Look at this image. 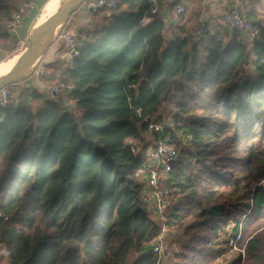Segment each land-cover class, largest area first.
<instances>
[{
    "label": "trees",
    "instance_id": "16d2710c",
    "mask_svg": "<svg viewBox=\"0 0 264 264\" xmlns=\"http://www.w3.org/2000/svg\"><path fill=\"white\" fill-rule=\"evenodd\" d=\"M20 1L0 0V18ZM99 13L74 65L47 80L75 86L72 109L34 89L0 108L8 264L157 263L146 248L161 224L136 175L146 159L129 140L151 146L147 119L162 121L164 105L173 114L163 136L180 148L164 182L173 190L166 225L187 238L175 264H223L227 227L242 220L244 264H264V226L249 233L264 220V18L253 22V41L217 23L194 42L195 25L169 24L150 0ZM9 40L0 25V42Z\"/></svg>",
    "mask_w": 264,
    "mask_h": 264
},
{
    "label": "built area",
    "instance_id": "2783aa9c",
    "mask_svg": "<svg viewBox=\"0 0 264 264\" xmlns=\"http://www.w3.org/2000/svg\"><path fill=\"white\" fill-rule=\"evenodd\" d=\"M34 0H21L19 8L14 11L8 18H0V25L2 28L14 34L21 26L24 18V12L31 8ZM93 13L101 10L108 12L116 11L119 8L120 0H86ZM151 13L161 14L159 7V0H150ZM184 13L182 6L176 7V14L180 16ZM224 24L231 30H235L242 34L248 41H253L258 35L259 30L254 26L252 20L243 15L238 5H236L230 12L224 14ZM177 22L179 20L177 19ZM206 27L200 26L192 33L194 42H200L206 35ZM58 38L64 40L69 46L67 56V64L69 67L74 65L75 60L80 56V48L87 43V36H75L69 33L65 25L61 27ZM1 49V43H0ZM49 77L48 68L43 59H38L31 70L30 79H34L36 83H42ZM75 90L73 84L66 82H48L43 88L44 97L46 100L54 102L66 100V106L72 109V104L67 101V98ZM13 96V85L5 86L0 90V108H10ZM149 123V135L152 138L151 146L145 150L136 149L133 147L132 152L134 155L143 156L146 161L143 167L137 172V176L144 179L143 194L146 198L147 207L153 216L160 221L161 233L158 242L153 247V252L158 256L156 264H162V259L165 255L164 250V234L166 232V213L173 201V190L164 185V182L169 178L173 170L174 164L178 161L179 150L176 144L163 136L164 131L172 125V121H157L156 119H147ZM155 135L156 137L152 136ZM192 141L191 137H185L182 141L183 145H188ZM246 217V216H244ZM243 220L237 223H230L226 230V237L229 242L228 253L234 252L240 254L245 258V248L239 247V242L243 238ZM225 254L221 262L226 258ZM226 260V259H225Z\"/></svg>",
    "mask_w": 264,
    "mask_h": 264
},
{
    "label": "crops",
    "instance_id": "0c3cea01",
    "mask_svg": "<svg viewBox=\"0 0 264 264\" xmlns=\"http://www.w3.org/2000/svg\"><path fill=\"white\" fill-rule=\"evenodd\" d=\"M45 1L34 0L31 8L24 12L23 22L19 29L12 34V40L0 42V56L9 49V43H13L14 35H18L19 41H21L27 34H31L35 27V25L34 27L30 26L32 19ZM236 5L239 6L241 13L253 22L255 18H264V0H162L159 7L161 14L169 20V24H180L183 27L203 25L215 32V25L217 23L224 24V14L230 12ZM177 6L184 8V13L180 16L176 14ZM99 14L93 13L88 3H83L64 24L65 28L75 36H87L88 32L92 31L105 15L104 13ZM58 34L57 32L55 39L42 56L48 68L49 77L47 80L62 78L68 67L67 56L70 49L64 40L57 37ZM38 84L41 85V83ZM167 254L165 251L164 256L166 257ZM7 258L3 247L0 246V264H8ZM242 264H244V259Z\"/></svg>",
    "mask_w": 264,
    "mask_h": 264
},
{
    "label": "rangeland",
    "instance_id": "374dc122",
    "mask_svg": "<svg viewBox=\"0 0 264 264\" xmlns=\"http://www.w3.org/2000/svg\"><path fill=\"white\" fill-rule=\"evenodd\" d=\"M49 1L50 0H46L45 2L42 3L41 8L34 15L30 26L34 27V25H35L34 28H38L39 26H41L42 24L45 23V20H43L41 18V15H43L44 7ZM63 2H64V0H62V2L60 4V8H61ZM195 27H196V25H195ZM196 28L198 29V27H196ZM30 44H31V40H30L29 34H27L26 37L23 40L19 41L18 43H14V42L9 43V49L6 50L0 56V65L2 63V65L0 66V77L5 75L7 72H9L10 70H13L15 68L19 58L22 55H24L25 50L30 46ZM12 57H14V58H12ZM41 58H39V59H41ZM9 63H10V65H9ZM30 73H31V71H30ZM30 73L27 76V78H25L21 83L15 84L13 86V96L11 99L12 100L11 104H14L15 100H17L18 98H23V99L28 98L31 89H34L39 94L41 93L44 95L43 88H44V85L46 84V81H43V84L41 83V85H40V84L36 83L34 81V79H30V77H31ZM34 104L36 105V104H38V102H34ZM172 114H173V109H171L170 106H168V105H164L162 108V111L160 113L162 121L164 122L165 120L167 121L168 119L172 118ZM148 140H149L148 142H150L152 140V138L149 136ZM129 142L133 145V147L136 149V151H138V149L142 150L143 146L145 145V143H141L139 141L129 140ZM178 149H179V153H180V148H178ZM262 226H264V220H262L258 223L257 222L254 223V225L250 228L249 233L255 232L257 230V228H262ZM186 240H187V238L184 237L183 235L167 229L165 234H164V250L168 254L166 257L165 256L163 257L162 264H175L174 256L181 249V247L184 245ZM235 255H237V253H234V252L227 253L226 258H224V262L222 261L223 264H228L229 262H231ZM216 264H222V263H216Z\"/></svg>",
    "mask_w": 264,
    "mask_h": 264
},
{
    "label": "water",
    "instance_id": "95a60500",
    "mask_svg": "<svg viewBox=\"0 0 264 264\" xmlns=\"http://www.w3.org/2000/svg\"><path fill=\"white\" fill-rule=\"evenodd\" d=\"M86 0H68L63 8L53 17L49 18L44 24L39 26L30 34L31 44L25 50V54L18 66L9 76L0 79V90L9 85L21 83L29 75L33 64L38 58H41L50 43L55 39L54 32L59 25H64L71 15L83 4ZM13 42H19V36H13ZM153 245H148L146 250L152 251Z\"/></svg>",
    "mask_w": 264,
    "mask_h": 264
},
{
    "label": "bare ground",
    "instance_id": "6f19581e",
    "mask_svg": "<svg viewBox=\"0 0 264 264\" xmlns=\"http://www.w3.org/2000/svg\"><path fill=\"white\" fill-rule=\"evenodd\" d=\"M67 1H68V0H64L62 6H61V8H60V4H61L62 0H50V1L45 5V7H44V13H43V15H41V18H42L43 20H45V22H46L47 20H49V18L53 17L57 12H59L60 9H62V7L66 4ZM59 8H60V9H59ZM58 10H59V11H58ZM39 20H40V19H39ZM39 24H40V23H39ZM61 27H62V25H59V27L55 30L53 37L57 35V32L59 33ZM34 29H36V28H34ZM24 54H25V53H24ZM23 56H24V55H22V56L19 58V60H18V62H17V64H16V66H15V68H14L13 70H10L9 72H7L5 75L1 76L0 79H1V78H5V77H7V76H9L12 72H14V71L18 68V66H19V64H20V62H21ZM12 58H14V57H12ZM38 59H39V58H38ZM38 59L36 60V62L38 61ZM36 62H35V63H36ZM12 63H13V62H12ZM35 63H34V65H35ZM6 64H7V63H6ZM1 65H2V63H1ZM1 65H0V66H1ZM9 65H10V63H9ZM34 65H33V66H34ZM4 67H5V66H4ZM32 68H33V67H32ZM7 69H8V68H7ZM31 70H32V69H31ZM30 74H31V73H30Z\"/></svg>",
    "mask_w": 264,
    "mask_h": 264
}]
</instances>
